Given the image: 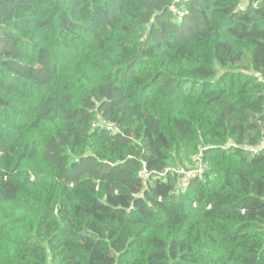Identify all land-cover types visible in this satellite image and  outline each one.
Masks as SVG:
<instances>
[{
  "label": "trees",
  "instance_id": "trees-1",
  "mask_svg": "<svg viewBox=\"0 0 264 264\" xmlns=\"http://www.w3.org/2000/svg\"><path fill=\"white\" fill-rule=\"evenodd\" d=\"M263 138L264 0H0V264H264Z\"/></svg>",
  "mask_w": 264,
  "mask_h": 264
},
{
  "label": "built area",
  "instance_id": "built-area-1",
  "mask_svg": "<svg viewBox=\"0 0 264 264\" xmlns=\"http://www.w3.org/2000/svg\"><path fill=\"white\" fill-rule=\"evenodd\" d=\"M109 131H110V133H114V134H118V130H117V128L116 127H114V126H111L110 128H109ZM264 146V138L259 142V144L256 146V147H254V148H252V152L253 153H255L256 151H257V149H260L261 147H263ZM202 169H203V166H202V164H201V162H198V165H197V167L195 168V169H193L192 171H189V172H187V177H186V179L187 178H189V177H196V176H199L200 175V173H201V171H202ZM171 171L172 172H177L175 169H171ZM168 172V170H165L163 173H161L160 175L161 176H163V175H165L166 173ZM176 174H178V175H181V176H183L184 177V175L186 174H181L180 172H177ZM138 176L141 178V179H143V180H147L148 179V177H149V173H147V170H146V168H145V166L138 172Z\"/></svg>",
  "mask_w": 264,
  "mask_h": 264
},
{
  "label": "rangeland",
  "instance_id": "rangeland-1",
  "mask_svg": "<svg viewBox=\"0 0 264 264\" xmlns=\"http://www.w3.org/2000/svg\"><path fill=\"white\" fill-rule=\"evenodd\" d=\"M183 32V35L181 36V37H183V36H185V35H187V34H189L190 32H191V30L193 29V26H192V24L190 23V21L189 22H187L186 23V26H184V27H182V28H180ZM181 35V34H180ZM174 169V168H173ZM188 175H187V173L184 175V177H182V179H186V177H187Z\"/></svg>",
  "mask_w": 264,
  "mask_h": 264
}]
</instances>
